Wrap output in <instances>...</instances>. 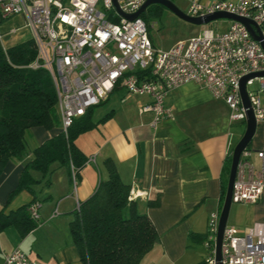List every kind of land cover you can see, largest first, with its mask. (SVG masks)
Instances as JSON below:
<instances>
[{"label":"built area","instance_id":"obj_1","mask_svg":"<svg viewBox=\"0 0 264 264\" xmlns=\"http://www.w3.org/2000/svg\"><path fill=\"white\" fill-rule=\"evenodd\" d=\"M115 1L117 9L112 0H0V26L15 16L23 22L19 28L0 30V43L8 35L27 30L36 51L27 67L49 74L64 133L75 119L105 102L117 87L150 99L138 111L152 113L151 126L155 127L171 117L164 107L167 95L189 82L205 87L214 99L222 101L230 122H245L250 109L256 124H264V76L245 82L248 109L240 92L244 77L264 73V0H218L206 5L188 0L187 16L227 13L246 19L260 40H255L243 23L231 21L223 31L201 26L199 34L168 49L152 44L140 16L125 18L135 14L146 0ZM100 3L106 13L99 8ZM263 195L264 147L246 148L237 165L231 202L256 204ZM141 197L144 193L130 190L129 200ZM39 208L38 202L28 208L36 222ZM58 214L54 209L51 218ZM218 221L219 213H210L204 241L209 250L207 264H215ZM220 253L222 264H264V223H254L246 233L226 224ZM2 264L40 263L16 248L4 256Z\"/></svg>","mask_w":264,"mask_h":264},{"label":"crops","instance_id":"obj_2","mask_svg":"<svg viewBox=\"0 0 264 264\" xmlns=\"http://www.w3.org/2000/svg\"><path fill=\"white\" fill-rule=\"evenodd\" d=\"M169 1L186 13L188 0ZM200 1L206 5L218 0ZM230 24L231 21L222 29L216 24L215 30H226ZM201 30L202 27L199 33ZM150 40L152 42V38ZM122 90L127 93L117 87L103 104ZM128 95L133 100L105 111L97 118L94 129L76 139L75 145L87 158L77 178L54 163L50 167L49 186L41 182L32 188L33 193L21 191L6 204L24 165L31 159L32 150L59 134L61 127L29 130L25 136V159L8 162L0 175V210L7 215L35 200L40 203L39 220L24 237L12 226L0 231V264L4 256L16 248L40 264H85L73 244L69 224L77 205L107 179L103 166L106 159L114 162L120 180L129 185L131 191L144 193V197L134 202L137 211L148 216L157 233L155 245L139 264H198L209 257L204 243L194 244L188 240V235H206L210 213L221 210L224 168L235 146L225 124L228 109L205 87L189 82L167 95L164 107L171 112V117L152 127L153 114L138 111L142 105L150 103V99ZM33 177L40 179L36 173ZM157 196L159 206L146 207L147 201ZM242 205L253 206V219L244 229L231 226L246 233L244 230L248 231L254 223H264V195L256 204ZM56 208L59 214L51 218Z\"/></svg>","mask_w":264,"mask_h":264},{"label":"trees","instance_id":"obj_3","mask_svg":"<svg viewBox=\"0 0 264 264\" xmlns=\"http://www.w3.org/2000/svg\"><path fill=\"white\" fill-rule=\"evenodd\" d=\"M163 8L153 4L140 15L148 27V33V15H158ZM35 56L36 51L29 37L5 50L0 44V175L8 162L25 159V136L31 128L51 130L60 126L56 95L49 74L44 69L32 70L27 67ZM96 125L91 108L75 119L65 133L61 130L35 147L31 159L24 165L17 186L8 194L6 204L21 191L33 193L32 188L41 182L49 186L50 167L54 163L65 167L77 178L87 158L77 148L75 141ZM232 150L224 168L220 209ZM103 166L107 179L100 182L95 192L80 202L72 213L69 228L73 244L85 264H139L155 245L156 230L148 216L139 213L136 203L129 200L130 186L120 180L114 162L106 159ZM34 173L40 175L39 180L33 177ZM35 202L7 215L3 209L0 210V231L12 226L20 237H24L33 230L37 222L31 219L28 208ZM158 206L159 196L146 203L148 208ZM205 238L206 235L196 233L188 235V240L194 244L204 243ZM198 264L207 263L204 260Z\"/></svg>","mask_w":264,"mask_h":264},{"label":"rangeland","instance_id":"obj_4","mask_svg":"<svg viewBox=\"0 0 264 264\" xmlns=\"http://www.w3.org/2000/svg\"><path fill=\"white\" fill-rule=\"evenodd\" d=\"M176 1V0H174ZM101 9V3L99 5ZM104 13L105 10L101 9ZM150 14V13H149ZM148 25H149V36L152 38V42L155 47L160 49H167L175 44L177 41L186 40L190 37L196 36L201 29V26L191 25L178 17L172 14L166 8L161 9L158 15H148L147 17ZM228 20L220 19L213 21L207 24L210 28L214 29L216 24H219L222 29L223 25L228 24ZM23 24L20 17H15L9 19L8 21L4 22L3 25L0 26V30L2 32L8 31L9 28H19ZM7 28V29H6ZM28 32L25 29L19 30L15 35H8L3 39V43L1 47L5 50L8 46L20 43L24 40L28 39ZM257 89V85L254 86ZM262 102L264 104V96L261 97ZM127 100H133V97L129 96L125 91H120L115 93L106 104H103L100 107L93 108V120L97 122V118L104 114L105 111H109L112 108H116L117 104L122 106L126 105ZM115 104V105H114ZM227 117L225 115V124L228 129L229 134L231 135V139L233 145L240 140L241 136L245 130V122H237L232 123L228 120V112H226ZM264 145V124H257L254 136L250 142V149H254L256 147H261ZM251 162L256 163L257 161L255 158L251 159ZM258 165V163H256ZM230 168V166H229ZM228 179V177H227ZM220 213V212H219ZM254 208L253 206L249 205H242V204H231L227 224L234 225L239 229L246 228L245 226L248 225L254 217ZM244 232H247L245 229ZM203 249V247H200Z\"/></svg>","mask_w":264,"mask_h":264},{"label":"water","instance_id":"obj_5","mask_svg":"<svg viewBox=\"0 0 264 264\" xmlns=\"http://www.w3.org/2000/svg\"><path fill=\"white\" fill-rule=\"evenodd\" d=\"M114 7L117 9V4L115 0H112ZM160 5L167 10H169L172 14H174L176 17L179 19L195 26H204L207 25L213 21L224 19L228 21H237L243 23L247 29L249 30L251 36L255 40H260V36L255 34V32L251 29L252 23L246 19H242L227 13H215L212 15L205 16L203 18L197 17V18H192L187 16L185 13H183L181 10H179L176 5L169 1V0H146L141 8L133 15H125V18L129 20H133L137 17H139L142 13L145 12L146 8L150 5ZM259 76H264V73H259L255 75H250L247 77H244L241 80L240 83V92H241V97H242V102L245 108L248 109L249 104L247 100V96L245 93V82L253 77H259ZM256 122L253 117V114L250 109L247 110V117L245 120V130L243 135L241 136L240 140L236 143L232 150V155H231V162H230V168H229V173H228V179H227V185H226V191H225V196H224V201L219 213V221H218V230L216 234V243H215V253H214V261L215 264H222L221 263V253H220V247H221V242H222V235H223V230L227 224V219H228V213L230 206L232 204L231 202V197H232V190H233V182L235 179L236 175V169L238 162L240 160V156L242 152L248 148L250 145V142L254 136L255 130H256ZM156 243V242H155Z\"/></svg>","mask_w":264,"mask_h":264}]
</instances>
